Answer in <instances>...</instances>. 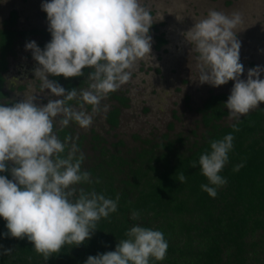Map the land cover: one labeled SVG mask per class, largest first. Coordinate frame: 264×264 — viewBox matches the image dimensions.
Returning <instances> with one entry per match:
<instances>
[{
    "label": "clouds",
    "instance_id": "obj_1",
    "mask_svg": "<svg viewBox=\"0 0 264 264\" xmlns=\"http://www.w3.org/2000/svg\"><path fill=\"white\" fill-rule=\"evenodd\" d=\"M42 10L47 13L52 40L44 50L35 41L26 44L39 64L34 73L39 85L33 83L29 89H48L62 99L38 107L36 96L27 94L11 107L0 106V172L8 170V162L13 164L11 180L0 175V217L11 237H27L35 252L48 260L65 245L79 246L90 238L97 222L117 211L119 200V196L112 200L76 187L92 183L90 173L81 171L84 155L77 156L79 148L70 143L72 138L60 140L53 118L59 117L60 128L74 121L86 129L92 116L67 106L77 97L76 88L66 92L48 77H79L84 75L82 69H92L89 88L79 95L98 113L100 101L128 82L136 63L151 53L148 33L153 20L139 0H50L42 4ZM240 23L239 12L229 16L210 10L187 36L198 53L201 84L218 87L235 81L225 106L230 118L237 120L264 102V80L260 79L264 68L250 69L247 80L240 79L244 71L239 62L241 44L234 32ZM232 141L231 134L212 141L211 152L199 158L202 174L216 186L201 187L213 198L216 188L227 183L218 173L228 161ZM191 166L196 167V162ZM177 180L184 183L186 177L181 173ZM138 217L134 212L133 219ZM126 236L115 251L89 256L86 264H149L150 258L165 259L168 244L162 232L134 226ZM10 253L9 249L4 254Z\"/></svg>",
    "mask_w": 264,
    "mask_h": 264
},
{
    "label": "trees",
    "instance_id": "obj_2",
    "mask_svg": "<svg viewBox=\"0 0 264 264\" xmlns=\"http://www.w3.org/2000/svg\"><path fill=\"white\" fill-rule=\"evenodd\" d=\"M42 16L47 19L43 10ZM15 18L11 12L0 28V99L7 95L2 89L7 68L5 57L12 52L16 40L39 35L41 50L52 40L49 29L14 28ZM164 42L161 35L156 36L157 46ZM91 71L86 67L82 69L83 76L50 75L48 78L66 92L76 88L79 93L89 85L87 77ZM111 96L117 104L105 113V122L113 128L118 123L120 107L126 106L128 98L114 93ZM226 97L225 93H210L203 100L198 111L204 131L198 141L188 146L179 135L174 139L163 135L164 141H146V146L125 157L111 152L98 134L91 133L89 139L92 149L98 151V158L90 165L81 164V171L90 173L92 183L76 187L112 200L119 196L117 211L107 219L101 218L97 229L82 244L65 245L48 260L35 252L27 237H11L7 222L0 217V264H86L89 256L115 251L119 241L127 239L126 232L134 226L162 232L168 244L165 259L150 258L149 264H264V102L226 124L221 123L228 114ZM81 103L77 96L67 106ZM54 131L62 142L70 136V143L78 148L85 138L84 135L73 138L70 126ZM229 134L233 136V146L228 152V161L218 173L227 183L216 188L213 198L201 187L216 186L202 174L199 158L211 152L212 141L222 140ZM238 165L242 167L234 170ZM6 167L8 170L0 175L10 180V166ZM181 173L186 177L184 183L177 180ZM134 212L139 213L137 219H133ZM9 249L11 253L5 255Z\"/></svg>",
    "mask_w": 264,
    "mask_h": 264
},
{
    "label": "rangeland",
    "instance_id": "obj_3",
    "mask_svg": "<svg viewBox=\"0 0 264 264\" xmlns=\"http://www.w3.org/2000/svg\"><path fill=\"white\" fill-rule=\"evenodd\" d=\"M47 2L50 0H0V28L14 12L13 27L16 29H49V21L42 16V4ZM139 3L150 12L153 20L148 33L151 53L136 63L128 82L100 101L98 113H93L92 105H86L82 100L81 91L77 96L82 103L69 106L92 116V124L86 129L74 121L68 125L73 138L85 137L79 146V153L84 155L82 166L90 165L98 158V151L92 149L89 139L91 133L98 134L111 152H119L125 157L146 146V141H164L163 135L167 139L179 135L186 146L200 139L204 127L198 109L203 100L210 93H225L226 105L235 83L230 80L214 87L198 81V53L194 44L187 41V36L194 24L206 18L210 10L229 16L233 12L241 15V23L234 29L241 44L239 62L244 68L240 79L247 80L250 69L264 68V0H139ZM160 35L165 42L157 46L156 36ZM32 41L38 46L41 38L36 34L27 39L18 38L12 52L5 57L7 68L3 73L2 89L7 95L0 99V106L11 107L22 102L27 94L36 96L34 104L38 107L46 106L49 100L60 99L48 89L30 92L33 83L39 85L34 74L39 64L33 58L32 50L26 49V44ZM260 79L264 80V72L260 73ZM88 88L89 85L81 90ZM112 93L126 96L128 100L126 106L120 107L117 125L110 128L105 122V113L117 104ZM227 111L221 123L234 120ZM58 119L53 118L54 128H58ZM8 165L11 170L13 164L8 162Z\"/></svg>",
    "mask_w": 264,
    "mask_h": 264
},
{
    "label": "flooded vegetation",
    "instance_id": "obj_4",
    "mask_svg": "<svg viewBox=\"0 0 264 264\" xmlns=\"http://www.w3.org/2000/svg\"><path fill=\"white\" fill-rule=\"evenodd\" d=\"M3 80H4V78H3Z\"/></svg>",
    "mask_w": 264,
    "mask_h": 264
}]
</instances>
